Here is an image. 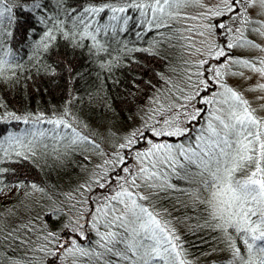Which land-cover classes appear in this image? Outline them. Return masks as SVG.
<instances>
[{
  "label": "snow or ice",
  "instance_id": "6c2138e0",
  "mask_svg": "<svg viewBox=\"0 0 264 264\" xmlns=\"http://www.w3.org/2000/svg\"><path fill=\"white\" fill-rule=\"evenodd\" d=\"M13 4L14 0H0V76L12 67L10 57L15 56L6 48L13 34L5 26L6 19L9 24L16 20ZM189 6L203 9L194 19L202 21L198 35L206 52L195 49L202 58L193 65L197 70L188 74V91L180 89L178 103L169 105L159 119L147 116L152 123L130 131L117 145L105 164L114 159L119 171L114 168L115 175L110 176L102 168L95 181L105 191L93 199L83 197V192L93 191L88 185L77 189L80 203L91 200L92 207L86 212L69 211V222L63 226L67 240L55 230L47 233L45 248L51 245V255L71 259L72 264L81 259L86 264H189L176 229L151 205L161 192L179 191L202 206L206 224L221 233L227 264H264V56L259 55L264 53V0H217L211 7L205 0H87V6H73L66 0H31L26 15L33 23L25 33L36 34L37 24L48 26L34 41V57L54 48L56 33L69 43L77 41L76 47L90 40L93 54L107 53L105 38L115 40L126 31L133 20L130 12L142 18L138 20L142 29L158 30L169 27L163 23L165 17L179 15L174 9ZM65 70L73 71L71 67ZM8 115L29 123L27 116ZM42 119L37 117L35 122ZM47 122L71 129L75 133L72 144L99 147L62 118ZM7 139L27 150L28 154L12 149L19 159L35 156L34 140L25 144L15 133ZM140 143L147 147L137 149ZM122 151L134 152L135 167L128 166ZM4 152L9 155L7 149ZM8 171L0 167V174ZM173 179L188 188H179ZM23 184L17 181L15 187ZM31 188L43 192L35 183ZM60 212L53 208L49 219L59 223ZM86 233L95 235L88 247L80 243L88 239Z\"/></svg>",
  "mask_w": 264,
  "mask_h": 264
},
{
  "label": "trees",
  "instance_id": "16d2710c",
  "mask_svg": "<svg viewBox=\"0 0 264 264\" xmlns=\"http://www.w3.org/2000/svg\"><path fill=\"white\" fill-rule=\"evenodd\" d=\"M30 3L31 0H14L16 20L11 24L5 20L7 30L13 34L6 48H11L15 56L10 57L12 67L0 76V167L9 170L0 174V189L4 190L0 193V264H72L71 259L65 261L63 256L51 255L52 247L45 248L44 237L55 230L62 240L69 238L63 228L69 222V211L86 212L92 207L91 200L80 203L82 197L77 189L88 185L93 191L83 192V197L93 199L105 191L95 183L101 169L110 176L115 175L114 168L119 171L114 159L110 165L105 161L112 159L111 154L130 131L143 130L145 122L159 119L169 105L178 102L180 89L186 91L185 73L179 68L182 62H188L182 56L184 45L181 52L177 49L182 36L176 20L165 17L163 23L169 27L145 30L138 23L142 18L134 11L129 13L133 20L125 32L115 40L105 38L107 53L93 54L90 40L82 41L83 47H76L77 41L69 43L56 33L54 48L34 57V41L42 34L41 29L48 26L37 24L36 34L26 35L25 29L33 23L26 15ZM66 3L87 6V0ZM68 67L73 69L71 73L65 70ZM9 113L27 116L29 123L12 119ZM41 116L42 121L35 122ZM147 116H152V120H147ZM61 118L77 133L94 140L95 145L99 141V147L87 142L72 144L75 133L71 129L47 122ZM25 132L36 135L24 136ZM10 133L20 135L25 144L34 140L35 156L19 159L12 149L28 154L27 150L7 139ZM136 147L143 149L147 145L140 143ZM5 149L9 155H5ZM121 154L131 167L134 152ZM17 181L24 184L15 187ZM32 183L43 192L32 189ZM172 183L188 188L175 179ZM112 189L115 190L114 183ZM151 205L176 229L189 264H227L228 253L221 233L206 224L202 206L179 191L161 192ZM53 208L61 209L59 223L49 219ZM9 233L11 236L4 239ZM86 235L88 239L80 243L88 247L95 235ZM77 264L86 262L81 259Z\"/></svg>",
  "mask_w": 264,
  "mask_h": 264
},
{
  "label": "rangeland",
  "instance_id": "374dc122",
  "mask_svg": "<svg viewBox=\"0 0 264 264\" xmlns=\"http://www.w3.org/2000/svg\"><path fill=\"white\" fill-rule=\"evenodd\" d=\"M216 2L217 0H205V3L210 7L214 5ZM174 11L178 12L179 15L176 18L170 17V19H173L174 21L176 20L175 23L178 25L179 29L181 30V36H182L181 40L179 41V43H181L180 48L177 47V49H179L180 51L181 47L184 45V48L181 49L183 53L182 56L184 55L183 57L188 62L186 64L182 62L181 63L182 67L181 69L179 68V71L180 72L184 71L185 75H183V78H185L184 82L185 84H187L188 74L190 72H195L197 70L193 65L202 58L200 53L196 52L195 49H201L202 51L206 52V47L202 46L201 43L202 38L198 35V32L200 31V24L202 23V21H200L199 19H194V17H197L198 13L203 11V9L199 7L189 6V7L174 9ZM189 29H191V31H189ZM213 39L216 38L214 37ZM257 42H261V41L258 40ZM237 54L240 53L238 52ZM259 55L264 56V53H259ZM193 79H195V77H193ZM230 82L238 83V81L236 80H232ZM186 91H188L187 88ZM97 142L99 145L100 142L99 141ZM107 143H110V141H107ZM131 162H132L131 167H135L137 163L136 160L133 158Z\"/></svg>",
  "mask_w": 264,
  "mask_h": 264
}]
</instances>
